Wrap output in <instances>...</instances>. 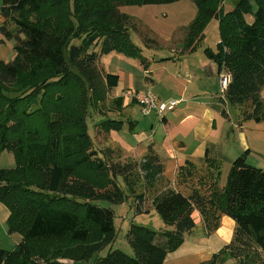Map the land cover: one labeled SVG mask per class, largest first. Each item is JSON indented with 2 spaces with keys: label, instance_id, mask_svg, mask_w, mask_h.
Here are the masks:
<instances>
[{
  "label": "trees",
  "instance_id": "1",
  "mask_svg": "<svg viewBox=\"0 0 264 264\" xmlns=\"http://www.w3.org/2000/svg\"><path fill=\"white\" fill-rule=\"evenodd\" d=\"M180 1L2 0L1 15L24 39L11 62L0 60V157L7 151L15 160V167L0 168V204L9 211V233L22 235L14 250L0 248V264L89 261L115 241V212L101 202L127 201L135 164L116 162L114 150L96 145L90 133V109H100L120 81L101 59L116 52L146 66L132 39L131 17L119 8ZM192 1L198 15L185 49L195 50L207 24L217 19L220 40L204 54L231 74L221 100L238 108L240 123L264 122V0H237L227 11L226 0ZM0 33L14 39L4 25ZM113 118L104 116L96 126L106 133L126 124L131 129L130 120ZM249 154L247 149L234 159L225 185L217 159L207 158L204 168L186 162L177 174L185 190L167 188L153 201L167 228L132 223L127 240L133 254L111 249L95 264H164L196 228L195 211L207 234L224 215L236 223L231 243L203 264H228L226 253L233 264H264V169L248 164ZM139 166L150 188L163 177L152 149ZM138 198L142 202L145 194Z\"/></svg>",
  "mask_w": 264,
  "mask_h": 264
},
{
  "label": "crops",
  "instance_id": "2",
  "mask_svg": "<svg viewBox=\"0 0 264 264\" xmlns=\"http://www.w3.org/2000/svg\"><path fill=\"white\" fill-rule=\"evenodd\" d=\"M199 51L200 49L197 48L174 51V56L169 57L174 59L169 61L164 57L155 58L154 55L151 59L147 58L146 66L137 59H127L133 61L135 67H138L136 70L138 73H141L140 70L143 69L147 77L146 81H142L140 75L137 77L130 72L125 76L127 85L120 91L118 87L123 81V76L121 73L118 74L120 81L113 96L116 97L114 100L116 103L118 98L123 100L120 105L123 108L121 112L125 114L128 105L137 104L135 100H131V96L126 95V93L132 92L152 93L160 100L175 99L179 101V104L170 113L157 115L159 119L151 123L150 132L144 135V149H142L143 142L138 136L130 135L135 133L132 127L137 122L128 113L124 120L132 122L131 129L127 124L123 129L127 127L130 131L128 132V129L124 133H122L123 130L120 132L111 131L106 134L107 138L105 137L106 142H109L110 149H113L111 146H118L123 154L140 152L145 156L152 149L164 166L163 178L173 187L176 186L175 190L181 191L185 188L178 186L177 174L179 168L186 162L189 161L204 168L206 159L212 158L217 159L221 166L225 167L229 164L232 165L241 150L249 149L250 154L252 151L243 132H241V142L238 144L235 137L239 130L234 127L228 129L223 124L222 117L231 121L230 113L225 108L221 97L211 89L212 86H216L222 73L219 71L218 65L206 57L204 51L203 53L202 50ZM113 53L108 54L107 57ZM154 62L156 65H153ZM103 64L102 67L110 72L108 63L107 65ZM148 82L149 84H147ZM162 84L167 85L164 91L168 93L160 91L159 87ZM127 100L129 101L128 105L126 104ZM118 114L121 117V113ZM241 124H239V128L243 127ZM222 176L223 173H221V178ZM195 212L201 217L198 211ZM200 219L201 221L196 223L202 227L199 234H196V228L192 233L187 234L184 243L176 251L168 254L164 264H203L209 262L214 254L219 253L231 243L236 228L233 219H229L225 215L222 216L218 229L210 234L206 233L202 218ZM194 234L200 236L198 237L200 239L187 237Z\"/></svg>",
  "mask_w": 264,
  "mask_h": 264
},
{
  "label": "rangeland",
  "instance_id": "3",
  "mask_svg": "<svg viewBox=\"0 0 264 264\" xmlns=\"http://www.w3.org/2000/svg\"><path fill=\"white\" fill-rule=\"evenodd\" d=\"M236 1L237 0H226L224 3L225 11L231 9ZM2 6L3 3L2 0H0V10ZM119 10L120 12L125 13L131 17L129 26L132 34V39L143 50V55L146 58L151 59V57H154L155 55V58L164 57L169 61L174 59L169 58L174 56V51H187V49H185V39L187 38L188 27L198 15L197 6L192 0H182L180 2L164 5H124L121 6ZM1 25L6 26L7 29L11 30L14 34V39L8 40L3 34L0 33V60L8 63L14 59V47L17 43L24 39V35L17 32L15 24L10 19H5L0 13V26ZM204 33V39L197 45L196 48L200 49V51L202 50V53L205 48H211L215 50L216 45L220 40L218 20L212 19L207 24ZM127 59L130 60V58L126 57L125 55L114 52L108 57L107 55H105L103 60V63H106V65L108 63V65L110 66V73L122 74L123 81L118 87L120 88V91L121 88L127 85L125 76L129 75L130 72L134 73L137 77L140 75L142 81H146L147 77L143 69L140 70L141 73H138L136 71L138 67H135L133 61H128ZM137 61L140 62V60L138 59ZM103 63L101 59V65ZM153 65H156L155 62L153 63ZM220 79L221 77L216 82V86H212L211 89L215 91V93L218 94L219 97H222L223 91ZM147 84H149V82ZM166 87V84H162L160 85L159 89L162 93H168L164 91ZM115 99L116 97H114L113 95L109 96L100 109H90L89 112L88 119L90 123V133L92 134L96 145H99L103 149L110 148L109 142H106L105 140V137L107 138V133L101 132V128L97 127L96 124L103 120L104 116L105 118L114 117L113 119L124 120L127 117L126 113H128L133 119H135V122H137L136 125L132 127L135 133H131L130 135H137L142 142L144 141V135L150 132L151 123H154L156 119H159L157 116L158 114L156 113L144 116L141 112L140 106L137 105V101L133 98L131 100H135V103L137 104H135L134 106H130L128 105L129 101L127 100L126 104L128 105V107H126L127 109L125 110L124 114L123 112H121L123 110L122 106L120 107L119 104L114 102ZM261 99L264 103V87L261 91ZM224 105L230 113L229 118L231 119V121L222 117L223 124L226 125L228 129L234 127L240 131V133L238 131V134L235 137V140L238 144H240L241 142V132H243L245 139L249 143V147L252 149L251 154L247 158V163L252 166L264 169V122H242L241 125H243V127L239 128L240 113L238 108L228 103ZM119 112L121 113V117H119ZM127 129V127L126 129H123L122 133L127 131ZM129 131L130 130L128 129V132ZM127 135H129V133H127ZM142 146V149H144V142L142 143ZM111 148H113L112 150H114L113 159L116 162L120 161L121 164H135L131 177V180L134 182V192H128L127 201L120 205H112L108 202H101L102 205L111 207L114 210L116 216L115 224L118 233L115 241L107 246L104 250H102L98 255H96V257L106 256L111 249H119L132 255L133 250L127 240V233L132 223L148 226L154 228L157 231L167 228L156 212L153 201L157 195L165 191L167 188H176V186L173 187L163 177L157 182L154 187L150 188V186H146L144 180V172L140 169L139 166L143 162L144 156L140 152H138L129 153L128 157L127 154H123L120 147L111 146ZM245 151V149L244 151L241 150L240 154L237 155V157H239ZM13 167H15L14 156L7 151L3 152L0 157V168ZM230 168L231 164L225 167L224 165L221 166L223 176L221 178L220 185H225ZM119 180L122 184V187L124 189H127L126 185L122 182V179L120 178ZM140 194H145V200H143L142 202L138 198V195ZM8 216V209L4 205L0 204V248L12 251L22 240V235L18 232L9 233V227L7 223ZM194 216L196 223L201 221V217H199L197 212L194 213ZM227 218L231 219L228 216ZM201 229L202 227L200 226V224L199 226L197 225L196 234H199V231ZM196 234L188 235L187 237L189 239H200L198 238L200 236H197ZM96 257L94 256L89 261H70V263L95 264ZM223 259L227 261L228 264H233L234 262V260L228 253L224 254Z\"/></svg>",
  "mask_w": 264,
  "mask_h": 264
},
{
  "label": "built area",
  "instance_id": "4",
  "mask_svg": "<svg viewBox=\"0 0 264 264\" xmlns=\"http://www.w3.org/2000/svg\"><path fill=\"white\" fill-rule=\"evenodd\" d=\"M220 77V83L223 91L222 96H225L226 90L231 82L232 77L229 72H222ZM126 95L131 96V98L137 101L144 116H148L152 113L164 115L168 111H173L179 104V101L175 99L168 101L160 100L152 93L132 92L126 93Z\"/></svg>",
  "mask_w": 264,
  "mask_h": 264
}]
</instances>
